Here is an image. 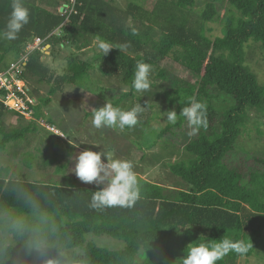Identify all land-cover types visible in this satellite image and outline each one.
<instances>
[{"label":"trees","instance_id":"1","mask_svg":"<svg viewBox=\"0 0 264 264\" xmlns=\"http://www.w3.org/2000/svg\"><path fill=\"white\" fill-rule=\"evenodd\" d=\"M197 1L157 0L149 13L133 3L124 10L116 0H76L69 14L66 9L51 12L42 0H22L30 13L29 23L15 40L0 38V72L36 38L45 39L52 49L81 43L85 52L70 58L65 74H57L46 64L44 51L30 56L23 77L50 85L48 96L37 99V119L47 117L43 109L66 87H73L70 93L90 91L104 98L91 88L95 66L103 76L130 88L120 100L135 98L131 85L136 64L156 65L173 54L197 80L173 82L174 94L166 100L177 105V114L191 101L202 102L207 126L195 132L190 129L182 137L184 149L194 158L171 166V173L187 188H169L135 172L140 197L131 208L91 209L97 185L85 186L76 175H66L63 184L27 182L0 160V264H181L189 244L212 245L225 238L242 241L247 251L229 252L217 264L253 255L264 237V157L245 156L236 145L250 113L264 117V85L245 64L249 42L259 43L264 53V0H210L195 18L191 9ZM227 3L232 10L225 15L224 35L209 38L204 24L215 22L217 5ZM11 4L12 0H0V31L6 28ZM147 22L158 26V37ZM97 35L113 46L127 48L112 49L104 56L93 43ZM90 53H94L92 58ZM51 55L55 58L57 52ZM158 76L165 74L159 71ZM220 94L233 100L223 112L214 103ZM112 103L121 104L119 100ZM5 113L0 102V154L10 142L39 129L37 122L30 121L22 129L5 132ZM185 126L189 127L187 121L178 115L177 122L163 128L158 139L167 137L178 143L176 131ZM88 235L117 239L125 246L109 250L88 242Z\"/></svg>","mask_w":264,"mask_h":264},{"label":"rangeland","instance_id":"2","mask_svg":"<svg viewBox=\"0 0 264 264\" xmlns=\"http://www.w3.org/2000/svg\"><path fill=\"white\" fill-rule=\"evenodd\" d=\"M209 2L210 0L197 1L191 9L195 18L200 15ZM130 3L139 5L144 11L151 13L157 0H116V5L124 10L128 8ZM217 6L216 21L204 24L206 36L212 39L224 35L225 15L228 10H232L228 3L218 4ZM148 24L155 27L153 35L156 36V33H160L157 25ZM54 50L57 52L55 58L51 55ZM45 51L43 60L57 74L67 73L71 57L85 54L81 43H67L64 47L57 46L55 49L47 47ZM90 54L92 58L94 53ZM6 59L4 63L12 58ZM245 64L256 74L259 83L264 85V53L259 43L251 41L245 46ZM159 71L164 72V78L158 76ZM91 77L93 81L91 88H97L100 95H105L104 98L96 97V94L94 96V93L87 91V96L80 97L81 100L75 98V100H78L77 102H80V105L83 104L82 100L87 101V108L81 106V108L73 109L74 107L67 108L64 104V102H67V98H58V96H61L60 93L54 95L56 96L54 99L58 102L47 111L45 110L46 113H49V116L43 122L45 125L49 124L54 128L55 132L50 133L44 130L45 126L39 124V129L36 132L27 134L25 139L20 138L10 142L5 151L0 154L2 165L13 168V174L27 182L63 184L66 175H75L73 171L75 163L71 159L73 155L78 156L84 149L94 152L103 151L105 155L113 159L131 161L133 171L144 175L145 179L169 188H187L170 170L172 165L182 161H190L194 158L184 149L183 144H185V141L182 139V137L189 135L187 133L190 128L185 126L182 131L176 129L178 143L171 142L167 137L159 140L158 134L169 124L166 122L163 112L172 109L177 110V105L170 104L166 100L167 95L174 94L173 82L179 80L195 83L197 76L184 66L183 61L177 62L174 55L171 54L165 60L157 62L156 65H151L150 88L143 92H135V98L126 100H120L121 94L129 92L130 88L120 84L114 78L103 76L97 66L91 70ZM29 84L37 99L48 96L50 85L39 84L36 81H29ZM65 90L66 94L74 89L73 87H66ZM92 96L97 99L96 102L98 103L94 102L92 104L95 101ZM113 100H119L121 104L117 107L125 111L131 110L138 104L145 107L138 114L135 126L125 127L124 129L119 127L95 128L93 126L92 115L90 117L87 114L92 113V108L102 107L105 102L113 105ZM232 102L233 100L225 94H220L218 98L214 99L216 107L221 112L229 108ZM50 112L53 113L54 119H50L52 115H50ZM61 113L65 115L62 117ZM257 115L255 112L250 113L247 125L236 145L237 152L248 157L254 155L264 157V117ZM2 121L7 125L5 132H11L14 128L22 129L28 125V121L19 117L17 112L10 113L9 110L4 114ZM56 132L63 133L66 140H64L62 134H55ZM2 137L3 135L0 132V142ZM48 147L49 149H46ZM66 147H69L70 150L62 154L61 152L65 151ZM148 147L152 148L149 149ZM55 150L58 152L55 153ZM49 154L53 155L51 157L53 161L50 164H48L49 160L47 159ZM33 157L37 158L34 159ZM102 159L104 158L102 157ZM58 169L61 170L58 171ZM84 185L90 187L96 184L84 183ZM87 241L109 250H121L125 246L123 241L108 237L88 235ZM8 243H13L11 236L8 237ZM228 264H264V237L259 241L253 255L240 258L235 263L228 262Z\"/></svg>","mask_w":264,"mask_h":264},{"label":"clouds","instance_id":"3","mask_svg":"<svg viewBox=\"0 0 264 264\" xmlns=\"http://www.w3.org/2000/svg\"><path fill=\"white\" fill-rule=\"evenodd\" d=\"M11 14L6 28L0 31V38L15 40L22 28L29 23L30 13L24 7L22 0H12ZM99 50L107 56L112 49L126 50L127 45L113 46L98 35L93 42ZM151 65L138 62L135 66L132 88L136 92H143L150 88ZM145 107L136 105L131 110L125 111L105 102L100 108H92V124L95 128L101 127H133L137 124L138 114ZM166 122L175 124L178 115L183 117L192 132L201 126H207L206 105L202 102L191 101L190 106L182 107L179 114L175 109L163 112ZM102 157L104 159H102ZM71 159L75 163L74 173L84 183H95L99 190L91 195L89 207L102 210L111 207L131 208L140 197L137 175L133 171V164L128 160L113 159L103 151L94 152L85 150ZM103 185V187H100ZM247 246L242 241L222 239L219 243L207 245L204 243H191L180 258L181 264H217L229 252L243 253Z\"/></svg>","mask_w":264,"mask_h":264},{"label":"built area","instance_id":"4","mask_svg":"<svg viewBox=\"0 0 264 264\" xmlns=\"http://www.w3.org/2000/svg\"><path fill=\"white\" fill-rule=\"evenodd\" d=\"M64 10L71 14L74 11L76 0H68ZM47 47L45 39L36 38L30 42L23 52L12 61L6 69L0 72V102L6 110L17 112L26 121H35L55 132L49 124L45 125L43 119L36 118V107L39 105L37 98L32 94L29 82L23 77L30 56L38 51H45ZM57 131V130H56ZM57 133V132H56Z\"/></svg>","mask_w":264,"mask_h":264},{"label":"crops","instance_id":"5","mask_svg":"<svg viewBox=\"0 0 264 264\" xmlns=\"http://www.w3.org/2000/svg\"><path fill=\"white\" fill-rule=\"evenodd\" d=\"M60 1V2H59ZM42 0V6L44 7V8H46V9H48V10H50L51 12H56V11H59V12H62L61 10H62V8L63 7H65L66 6V2H64L65 0ZM61 94V96H58V98L59 97H65V98H67L66 99V101L67 102H64V104L67 106V108H71V107H74L73 109H75V108H81V106L82 107H84V108H87V101L86 102H84L83 100H82V102H83V104L82 105H80V102H77L78 100H75V98H80V97H82V96H84V95H86L87 96V92H85V91H83L82 93H78V94H75V93H66L65 94V92H63V93H60ZM93 97V96H92ZM54 98H56V96H52V101H51V103H50V105L47 107V108H44L43 109V111L45 112V110L47 111L48 109H50L51 108V106L52 105H54V104H56L58 101L56 100V99H54ZM94 99H95V101H93L92 102V104L94 103V102H96L97 101V99L95 98V97H93ZM80 100H81V98H80ZM96 103H98V102H96ZM58 106V105H57ZM45 114H46V116H48L49 115V113H46L45 112ZM52 114V115H51ZM50 117H51V119L53 118L54 119V115H53V113L52 112H50ZM65 114L64 113H61V116L63 117ZM87 115H90V117H91V115H92V113H89V114H87ZM87 121V120H86ZM58 131V130H57ZM57 134H62L63 136H64V140H66V136L63 134V133H57ZM58 147V146H57ZM69 147H66L65 149V151H63V152H61L62 154L63 153H66V152H68V150H70V148L68 149ZM86 149H84L83 151H85ZM34 159L35 158H37V157H33ZM61 169H58V171H60ZM140 174V173H139ZM143 178H145L144 177V175H142V174H140Z\"/></svg>","mask_w":264,"mask_h":264},{"label":"water","instance_id":"6","mask_svg":"<svg viewBox=\"0 0 264 264\" xmlns=\"http://www.w3.org/2000/svg\"><path fill=\"white\" fill-rule=\"evenodd\" d=\"M62 12L64 11V7L62 8V10H61Z\"/></svg>","mask_w":264,"mask_h":264}]
</instances>
